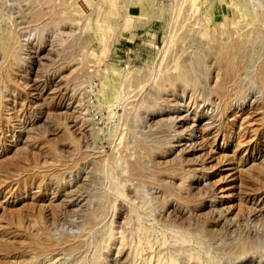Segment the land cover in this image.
Segmentation results:
<instances>
[{
  "label": "rangeland",
  "instance_id": "374dc122",
  "mask_svg": "<svg viewBox=\"0 0 264 264\" xmlns=\"http://www.w3.org/2000/svg\"><path fill=\"white\" fill-rule=\"evenodd\" d=\"M260 80L264 0H0V264H264Z\"/></svg>",
  "mask_w": 264,
  "mask_h": 264
},
{
  "label": "bare ground",
  "instance_id": "6f19581e",
  "mask_svg": "<svg viewBox=\"0 0 264 264\" xmlns=\"http://www.w3.org/2000/svg\"><path fill=\"white\" fill-rule=\"evenodd\" d=\"M218 57L220 58V60H222V64H223V61L225 60L224 64H223V67H224L223 70H225V71L223 72V75H222V78H221L220 82L217 84V92L221 95V97L225 98L227 96H230V93H231V89L229 87H227L228 83L226 84V82L230 78L236 76V74L238 72V65L235 62V60L233 59V57H229L228 59H226L223 54H220V56L218 55ZM237 77H239V76H237ZM260 83L263 86V90H264V80H260ZM81 101L82 100H81V96H80L78 98L77 102L80 104ZM80 111H81L80 109L77 110L76 118L78 120H79V117L81 116V113L83 112V110H82V112H80ZM78 124H81V121ZM65 137H66V135H65ZM144 148L145 147L141 148V155L145 151ZM137 170H138V168H137Z\"/></svg>",
  "mask_w": 264,
  "mask_h": 264
}]
</instances>
